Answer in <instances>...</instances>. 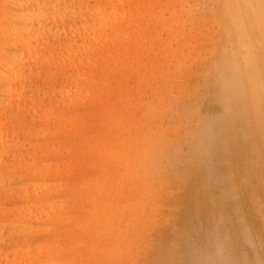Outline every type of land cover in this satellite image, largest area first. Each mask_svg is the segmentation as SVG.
I'll list each match as a JSON object with an SVG mask.
<instances>
[{"label":"bare ground","instance_id":"1","mask_svg":"<svg viewBox=\"0 0 264 264\" xmlns=\"http://www.w3.org/2000/svg\"><path fill=\"white\" fill-rule=\"evenodd\" d=\"M129 1L0 0V264H128L155 221L158 189L144 163L160 142L145 132L151 109L141 123L111 113L105 94L119 50L139 38L146 7ZM212 8L216 49L203 83L219 111L217 162L200 166L210 145L209 119L198 111L183 187L167 195L170 218L162 214L179 227L144 264H182L181 255L198 264L193 256L205 248L223 264H264L261 254L232 253L256 244L250 221L238 223L264 175L251 160L263 151L264 0Z\"/></svg>","mask_w":264,"mask_h":264},{"label":"rangeland","instance_id":"2","mask_svg":"<svg viewBox=\"0 0 264 264\" xmlns=\"http://www.w3.org/2000/svg\"><path fill=\"white\" fill-rule=\"evenodd\" d=\"M214 2L215 0H130L128 3L130 9L133 6V9L144 5L146 7L144 13L137 15L141 22L140 28H135V32H138L135 34L139 35L140 40L131 43L132 46L125 42V46L119 50L121 61L117 62L118 70H111V83L107 84L105 94L109 92L111 96V113L121 109L124 114L129 113L141 123L145 122L142 109L148 106L152 116L146 123L145 132L149 138L157 134L160 137L158 145H151L152 153L144 161L150 166V181L158 189L150 203V209L155 210V221L151 222L148 230L140 237L128 264H144L152 253L153 246L179 227L178 221L176 223L170 220L167 224L162 214L164 218H170L168 213L171 211L165 206L167 195L171 190L178 193V189L183 187L182 163L190 149V129L198 111L200 116L204 114L203 117L209 119L207 142L210 145L208 153L200 161V166L203 170L210 171L217 162L220 141L216 135L219 127L213 117L219 116V111L210 98V89L205 88V91L203 83L212 60V51L216 49L214 41L218 28L217 15L212 8ZM130 35L131 33L126 35V41ZM112 50L113 48L111 52ZM57 85L56 88H59L60 85ZM185 134L189 136L186 137ZM262 140L261 155L251 159L256 165L254 169L260 172L264 169V138ZM249 163L250 160L247 164ZM58 178H55L57 182L60 180ZM259 182L260 186L249 188L253 195L249 202L251 205L245 202L242 214L246 213L238 223L246 228L250 221L252 228L257 231H254L257 246L253 243L249 247H236L232 250L235 256L253 259V254L258 253L257 255L264 257V175ZM213 190L215 189L212 188L211 193L216 192ZM228 225L235 223L227 224L230 229ZM183 256H179L181 260H178L182 264ZM193 258L195 262L206 259L212 264L224 263L223 259L217 260L208 248L195 252Z\"/></svg>","mask_w":264,"mask_h":264}]
</instances>
